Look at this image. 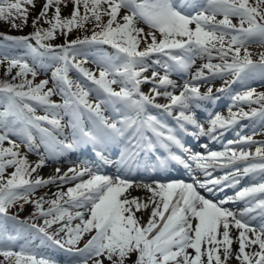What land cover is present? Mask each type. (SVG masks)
Listing matches in <instances>:
<instances>
[{"label":"snow or ice","instance_id":"snow-or-ice-1","mask_svg":"<svg viewBox=\"0 0 264 264\" xmlns=\"http://www.w3.org/2000/svg\"><path fill=\"white\" fill-rule=\"evenodd\" d=\"M73 2L70 16L62 17V0H45L33 32L3 35L0 43L8 77L0 80V264H58L41 251L45 246L67 253L68 264H264V140L254 139L255 128L253 135L237 132L220 150L203 144L207 151H193L184 140L216 141L246 119L264 128V91L250 86L231 95L227 115L209 112L207 125L197 115L237 81H264V0ZM34 6V0H0V19L22 30ZM89 20L91 35L69 38L74 28L87 31ZM251 44L261 47L255 58ZM198 59L206 62L197 66ZM49 69L50 79L35 83ZM177 72L187 77L182 84L171 78ZM225 76L233 79L214 92L212 81ZM144 84L151 85L147 93ZM21 145L38 155L34 164ZM83 148L91 149L90 161L40 174ZM172 163L191 182L125 175ZM112 165L115 176L102 174ZM218 169L222 175H214ZM257 173L259 181L241 186ZM49 186L56 190L37 194ZM227 188L239 190L221 200L200 191ZM237 202L244 203L241 210L225 207ZM26 205L31 211L23 219L10 211Z\"/></svg>","mask_w":264,"mask_h":264},{"label":"rangeland","instance_id":"rangeland-1","mask_svg":"<svg viewBox=\"0 0 264 264\" xmlns=\"http://www.w3.org/2000/svg\"><path fill=\"white\" fill-rule=\"evenodd\" d=\"M44 3H45V0H34V5L35 6L29 8L28 26L23 27L22 30L11 27V22L10 21H5L3 19H0V36L3 37V34L13 35V36H20V35H27V34L33 32L34 28L32 27V21L36 18L38 13L41 11L42 6H43ZM74 6L75 5H74L73 0H62V3H61V15H62V17H69L71 12H72V10H73V8H74ZM81 13H83V6L82 5H81ZM51 15H52V12L50 11L49 12V16H51ZM104 20L106 22L107 17H105ZM16 22L19 23V21H16ZM233 23H237L238 24V19L237 18H233ZM41 26L48 27V25L46 23H43V22H42ZM85 28L87 29V31H84L83 29H75L74 28L73 31L69 34V38L70 39H75V38H78V37L82 38L84 35H91V33L93 31V28H94V21L89 20L88 22H86L85 23ZM144 29H145V31H148V28H147L146 25H144ZM1 33H3V34H1ZM63 42H64L63 41V37H61L60 39L55 41V43H57V44H60V43H63ZM0 43H3V39L2 38L0 39ZM251 45H252V47H251L250 50L253 52L254 58H255L256 54L261 50V47L258 44H251ZM143 46L144 45L141 44V47H143ZM89 64H90V66H88V65H86V66L87 67H92L91 61H89ZM69 75L73 79L76 78V76L73 75V72H70ZM50 77H51V69H49L47 71H41L37 75V77L35 79V83H39V81L43 80V79H50ZM28 78L32 79L31 76H29ZM4 79H8V77H6L4 75V67L0 66V80H4ZM255 85H258V84H255ZM51 86H52V84L49 83L48 87H51ZM246 86L247 85H244L243 83L239 84L237 89H235L234 93L239 92V91H243ZM248 86H250V85H248ZM261 88L262 87H256L257 92ZM53 99L56 100L57 102H62V97L59 96V95L54 96ZM37 114L43 115L44 113L42 111L38 110ZM13 138H15V137H13ZM262 138L264 140V135L262 136ZM7 146H8L7 143H5V147H7ZM22 149L24 150V146H22ZM10 170H11L10 168L7 169V173L10 174L11 173ZM10 211L13 214H18L20 216V218L23 219V218L27 217L30 214L31 205H26L24 210H19L18 208H13ZM40 222L42 223V220H40ZM36 244H39V241H36ZM45 248H46L45 250L41 249V251L44 252V254L53 257L52 256L53 252H51L52 248H48L47 246H45ZM2 259H3V257H0V260H2ZM132 259L133 260L135 259L134 255H133ZM56 260L58 261V264H68V260H69L68 254L63 252V251H61V252L58 251V256H57ZM105 264H108V262L105 261ZM129 264H130V262H129Z\"/></svg>","mask_w":264,"mask_h":264},{"label":"bare ground","instance_id":"bare-ground-1","mask_svg":"<svg viewBox=\"0 0 264 264\" xmlns=\"http://www.w3.org/2000/svg\"><path fill=\"white\" fill-rule=\"evenodd\" d=\"M204 62H206V61L203 59H198L196 64H197V66H199L200 64H202ZM186 78L187 77L185 75H183L182 78H178L175 81H177L178 84H182ZM222 113L227 115V110H224ZM55 166H57V165H53V166L48 165L47 167L41 169L40 174L42 176H45V177L48 176L49 174H51L53 172V169H54L53 167H55ZM61 166H63V165H60L59 167H61ZM66 166L68 167L69 165H66ZM55 190H56V188H54L53 186H49L48 188H44V191L40 195L44 194L45 192H49V194H51V192H54ZM129 191L132 193L133 196H138L141 198H143L146 195V193L142 189H130ZM137 215H141V213H137ZM142 215H143V219L147 220L149 212L145 211ZM76 222H78V221H73V223H76ZM86 236L87 235H85V237ZM233 247L235 248L236 245L234 244ZM233 264H234V262H233Z\"/></svg>","mask_w":264,"mask_h":264}]
</instances>
